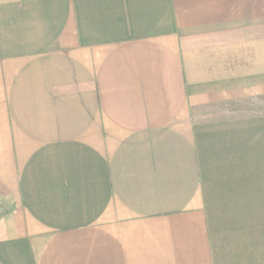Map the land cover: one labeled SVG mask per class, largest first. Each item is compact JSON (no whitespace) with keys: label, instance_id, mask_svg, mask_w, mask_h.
Segmentation results:
<instances>
[{"label":"crops","instance_id":"1","mask_svg":"<svg viewBox=\"0 0 264 264\" xmlns=\"http://www.w3.org/2000/svg\"><path fill=\"white\" fill-rule=\"evenodd\" d=\"M0 264H264V0H0Z\"/></svg>","mask_w":264,"mask_h":264}]
</instances>
